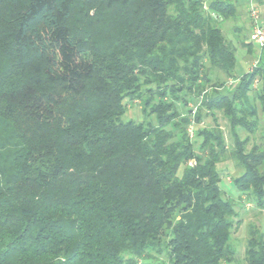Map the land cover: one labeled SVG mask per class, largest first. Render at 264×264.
<instances>
[{"label":"trees","instance_id":"16d2710c","mask_svg":"<svg viewBox=\"0 0 264 264\" xmlns=\"http://www.w3.org/2000/svg\"><path fill=\"white\" fill-rule=\"evenodd\" d=\"M231 1L0 0V264L236 261V206L264 209V134L248 151L238 135L264 113V48L251 22L223 33ZM252 44L258 62L236 76L235 46ZM134 100L143 120L123 121ZM242 264H264V232L249 229Z\"/></svg>","mask_w":264,"mask_h":264},{"label":"rangeland","instance_id":"374dc122","mask_svg":"<svg viewBox=\"0 0 264 264\" xmlns=\"http://www.w3.org/2000/svg\"><path fill=\"white\" fill-rule=\"evenodd\" d=\"M209 0H203V8L206 9V3ZM232 4L235 7V15L232 19L228 20L227 22L223 23L221 26L223 33L229 38L235 37V34H239L240 37L248 36L249 33V26H250V18L248 14L249 10V4L246 3L245 0H238L237 2L231 1ZM259 9V8H258ZM260 11V9H259ZM261 20L264 21V12L260 11ZM212 17H214L212 15ZM236 52H235V67H234V74L236 76H241L245 74L247 71H250L253 69V66H255L258 62V59L261 55V49L259 50L255 45H251V50L253 53L252 56H250L247 52V50L242 47L241 45H236ZM264 56V54L262 55ZM260 65V61L258 63ZM235 78L227 79L222 78L225 80V86L223 89H219L221 93H225V91L231 90L232 85L235 83ZM261 84L260 79H255V82L253 84V90H257ZM209 92V89H208ZM200 101V99H197L196 101H193L189 103L187 108H190L192 110L191 118H193V115L197 108V103ZM258 111L259 116V125L257 128L254 129L252 132L253 134H250L246 131H238L239 138L241 140L247 138L246 143L244 145V148L248 151L253 145L260 144L262 141V135L264 134V113L261 114L260 109ZM212 114L214 116L215 124L217 123L219 128L222 130L225 143L227 146V153H229L231 146H233V140L230 136V125L228 122V118L218 110L212 111ZM128 119H132L135 121L143 120V114L141 112L140 106L138 105V101L134 100L132 104L128 107L125 117H123V121H127ZM211 118L204 119L203 122L199 125L200 128H206L213 125V122H211ZM194 126L193 128L197 129L198 127L193 122ZM192 126V125H191ZM190 126V127H191ZM195 138V137H194ZM193 138V139H194ZM192 139V140H193ZM262 149V148H261ZM263 150V149H262ZM226 153V155H227ZM191 162V161H190ZM194 162V161H193ZM189 165V163H188ZM264 168V165L262 166ZM217 170L220 172L226 173V176H222L220 186L225 190L226 196L234 201H237L238 195L233 187V184L231 183V180L235 177H237L241 173V169L236 167L234 165V162L227 158V160L221 162L217 166ZM244 199V198H243ZM245 200V199H244ZM241 205L236 206V211L238 213L237 220L239 219V225L237 226L234 224V229L231 235L230 240V246L231 248L236 252V261L228 264H242L243 263V257H244V251H245V245L248 238V231L250 228H253L259 232H264V209L257 208L254 206L252 202L243 200L240 202ZM162 257L158 258L157 262L158 264L163 263ZM142 264V263H141ZM224 264V263H222Z\"/></svg>","mask_w":264,"mask_h":264},{"label":"built area","instance_id":"2783aa9c","mask_svg":"<svg viewBox=\"0 0 264 264\" xmlns=\"http://www.w3.org/2000/svg\"><path fill=\"white\" fill-rule=\"evenodd\" d=\"M249 16L251 19L250 41L257 45L259 49L264 48V21L260 18V11L254 4L253 0H249ZM192 134V132H191ZM189 165H194V162H189Z\"/></svg>","mask_w":264,"mask_h":264}]
</instances>
